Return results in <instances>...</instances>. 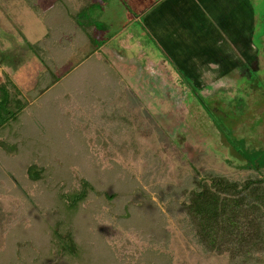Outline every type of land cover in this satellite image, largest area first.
I'll use <instances>...</instances> for the list:
<instances>
[{
    "label": "rangeland",
    "instance_id": "374dc122",
    "mask_svg": "<svg viewBox=\"0 0 264 264\" xmlns=\"http://www.w3.org/2000/svg\"><path fill=\"white\" fill-rule=\"evenodd\" d=\"M107 1L81 23L106 28L99 56L116 82L94 58L58 57L64 45L49 42L47 25L74 29L56 7L0 0V85L13 83L32 110L0 129V264H243L205 249L185 205L211 176L255 177L238 150L264 149V0H234L218 13L227 23L192 36ZM56 232L71 233L76 253L59 251ZM244 261L264 264V253Z\"/></svg>",
    "mask_w": 264,
    "mask_h": 264
},
{
    "label": "trees",
    "instance_id": "16d2710c",
    "mask_svg": "<svg viewBox=\"0 0 264 264\" xmlns=\"http://www.w3.org/2000/svg\"><path fill=\"white\" fill-rule=\"evenodd\" d=\"M83 1V6L81 4L76 8L74 5V10H71L69 9L70 6L63 5L64 2L70 3L71 0H59L57 6H55L56 11L61 12L67 22H71L68 23L71 24L74 30L58 32V30L54 31V27L47 25L49 42L64 45L55 50V53L64 62H74V57L81 55H84L80 57L82 61L94 58L99 65L104 66L113 74L112 78L116 82L119 73L111 66L105 56L104 58L99 56V50L107 42L103 41V37L107 33L106 28L102 26L96 27L92 23H81L83 15L91 6L90 4H95L94 0ZM72 2H75V0ZM60 8L63 9L60 10ZM51 16L55 19V15L52 14ZM186 16H189V13H186ZM207 17V19H202V23H194L195 26L190 25L192 21L185 23V20H183L182 23H176V27L184 29L188 35H200L204 31L202 24L211 21V16ZM162 24L157 23V27L159 29L162 28ZM32 47L38 48L40 46L32 45ZM35 52H37L36 49ZM197 53L199 54L198 51ZM187 54L189 55L184 60L190 65L193 57L190 56V53ZM177 59L173 58L172 60ZM220 60L229 64L224 58ZM76 65V63L71 66L68 65V69L63 74L67 75V73H70L71 70L76 68ZM224 69L225 67L222 69L223 73L227 72ZM53 73L58 77V73ZM63 74L59 76V80L65 77ZM71 92L69 93L71 98H74V102L82 103L84 108L94 107V101L87 100L85 105V103L75 97L74 91ZM21 96V92L13 83L9 82V84L0 85V129L11 122L18 121L20 117L23 118L26 113L29 114L32 111L28 110L29 106L27 107ZM100 102L101 100L98 99V103ZM238 152L246 162L244 167L254 171L255 177L244 181H236L224 176H211L208 180L199 182L198 188L191 192L189 202L185 205V210L196 235L208 252L219 255L229 252L234 259L239 257L243 259V264H248L247 261H244L245 259L250 257L257 258V256L264 253V149L248 152L244 148L242 151L238 150ZM10 177L21 193L34 204L33 198L28 196L20 183L17 182V179L11 174ZM85 198L86 190L84 189L80 193L69 196L67 204L69 207L75 208ZM55 237L59 242V248H61L59 251L61 253H76L77 246L70 232L65 235L56 232Z\"/></svg>",
    "mask_w": 264,
    "mask_h": 264
},
{
    "label": "crops",
    "instance_id": "0c3cea01",
    "mask_svg": "<svg viewBox=\"0 0 264 264\" xmlns=\"http://www.w3.org/2000/svg\"><path fill=\"white\" fill-rule=\"evenodd\" d=\"M13 2V0H10ZM18 4L15 5V7L24 6L27 2V0H18ZM32 2L35 1V3L38 4V12H47L52 10L55 6H57L59 0H31ZM71 0L70 3L64 2L63 5L70 6L69 9L74 10V2ZM107 0H94V3H104ZM127 3H129V6L135 9H138L139 12L143 15L142 20H144V23H182V14L185 17V23L188 22L187 20H191L192 23H202V19H207V16H211L210 20L213 23H227L228 18L218 16V13H226L229 11H232V7L235 6V4H240L238 1L234 0H126ZM9 2V5L10 3ZM107 3L110 4H116V0H108ZM123 3V2H122ZM81 6L84 5V1L81 0ZM28 5V4H26ZM34 5V4H33ZM24 9V8H23ZM32 13H35V15L39 14L36 13L37 10L30 8ZM186 13H189V16H186ZM52 14L45 13L44 16L41 17V21L45 19V22L47 23H55V19H53ZM39 17V15H37ZM44 17V18H43ZM130 17V16H129ZM135 18V17H134ZM8 19V18H7ZM227 21V22H225ZM44 22V23H45ZM135 20H130L129 23H134ZM63 23V22H62ZM64 23H68L67 20H65ZM47 31V27H46ZM46 31L42 33L41 40L45 36ZM40 40V41H41ZM38 41V42H40ZM37 42V43H38Z\"/></svg>",
    "mask_w": 264,
    "mask_h": 264
}]
</instances>
